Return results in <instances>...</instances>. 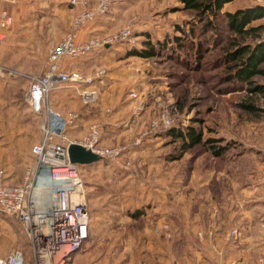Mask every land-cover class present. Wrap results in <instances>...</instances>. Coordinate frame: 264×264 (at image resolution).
Segmentation results:
<instances>
[{
  "label": "rangeland",
  "instance_id": "rangeland-1",
  "mask_svg": "<svg viewBox=\"0 0 264 264\" xmlns=\"http://www.w3.org/2000/svg\"><path fill=\"white\" fill-rule=\"evenodd\" d=\"M115 3L113 9L119 10L113 12L119 11L121 15L111 21L110 32L132 24L136 37L147 33L154 43L167 42V47L161 57L150 61L125 58L123 50L130 47L123 44L86 58L65 60L82 68L80 72L86 76H93L100 66L107 70L105 75L114 89H109L97 105V114L122 119L119 125L124 121L129 125L137 117L130 133L122 135L125 129L117 128L120 143L113 138L106 142L109 138L106 134L103 144L112 147L140 139L138 146L119 158L78 167L90 212L87 240H141L149 245L142 250V264H263L261 227L252 228L246 234L251 237L247 243L236 241L238 246L228 237L236 229V210H249L253 206L264 212V183L259 178L264 168V113L251 115L241 107L243 103H252L264 110V97H251L245 84L224 80L223 50L227 48L228 36L225 23H219L220 35L212 43L211 33L202 32V25L193 13L176 8L177 0H117ZM67 4L62 7L59 21L64 33L73 16ZM239 6L264 7V0H236L227 10ZM254 24H264V19ZM174 37L180 38V46ZM199 42L208 43L209 50L202 54L199 65L202 73L185 67L186 63L193 64L192 48ZM2 68L0 148L9 151V142L15 139L19 145L28 144L32 148L41 138L40 118L27 105L29 84L34 76L18 73L11 78L9 68L4 65ZM10 78L15 80L10 82ZM254 80L264 86L263 78ZM117 90L119 99L115 97ZM130 93H135L138 100L131 99ZM133 101L136 102L133 108L142 104L136 115L128 107ZM162 114H168L175 125L183 128L191 125L193 119L200 120L201 123L194 124L195 128L202 130L203 141L213 142L182 155L179 144L150 131L151 123L158 121ZM142 132L147 135L141 136ZM213 145L226 150L219 158L223 163L221 171H217L216 159L208 151ZM6 156L0 150V157ZM191 159L194 163L188 164ZM150 190L158 203L156 210L147 209L142 217H135ZM249 195L258 200L240 208L242 200ZM220 205L222 214L218 211ZM120 209L128 211L118 215L116 211ZM18 223L16 218L0 215V256L9 252L14 236L12 248L25 255L29 253L25 263L32 264L29 244L22 238ZM125 227L130 234L123 233Z\"/></svg>",
  "mask_w": 264,
  "mask_h": 264
},
{
  "label": "built area",
  "instance_id": "built-area-1",
  "mask_svg": "<svg viewBox=\"0 0 264 264\" xmlns=\"http://www.w3.org/2000/svg\"><path fill=\"white\" fill-rule=\"evenodd\" d=\"M115 1L97 0L92 3L90 0H68L69 6L74 10L70 30L60 42L49 48L45 71L39 76L31 77L27 93L29 107L40 118L41 139L31 149L33 162L24 171L20 185L5 184L4 171L0 169V215L18 220L29 244L33 264H67L89 237L90 212L85 185L79 166L69 161L67 147L78 144L101 159L113 160L140 143L137 138L131 144L106 147L101 142V128L96 123L88 126L82 140H70L66 132L74 124L77 113L62 115L53 109L49 101L51 92L69 88L75 90L82 106L95 105L99 98L98 91L88 86L95 81L101 83L105 70L86 76L76 70H65V60L86 58L98 49L119 43L129 46H136L138 43L131 24L107 35L78 41L82 28L97 17L106 15ZM10 23L11 19L3 9L0 45L3 31ZM3 74L4 70L0 65V76ZM129 97L138 100L135 93H130ZM141 105L140 102L134 106L133 115L141 111ZM172 124L173 118L162 114L158 121L151 123L150 131L163 132ZM146 135L147 132H142L141 136ZM259 178L264 183V168L260 170ZM228 237L235 238L236 232L232 231ZM0 264H25L24 253L14 249L0 258Z\"/></svg>",
  "mask_w": 264,
  "mask_h": 264
},
{
  "label": "crops",
  "instance_id": "crops-1",
  "mask_svg": "<svg viewBox=\"0 0 264 264\" xmlns=\"http://www.w3.org/2000/svg\"><path fill=\"white\" fill-rule=\"evenodd\" d=\"M63 1L65 2H61V0H3L2 2L0 1V21H1V13L3 9L6 10L7 14L11 19V23L9 27L3 31L2 34L3 40L0 45V65L2 67L4 65L9 68V73L11 74L9 77L14 76L18 73L19 74L23 73L26 75V77L31 75L39 76L44 73L46 67L47 53L49 48L60 42L63 36L69 32L71 27L72 20H70L71 22H69L68 28L64 33L61 30L59 24L62 7L64 3H68L66 2L67 0H63ZM90 1L91 2L94 1L92 3H96L97 0H90ZM232 3L225 5L223 12H232L236 10V8L234 10H227V8ZM116 4L117 3H114L113 7L116 6ZM67 6L69 8L68 10L74 13V10L69 6V4H67ZM113 7L111 8L112 12L107 13L104 16L97 17L94 21L83 27L82 31L78 35V41H86L89 38L95 36H103L112 33L110 32L111 21L115 20L116 17H120L121 15L119 11L116 13L113 12L119 10L118 8L115 9L116 7L113 9ZM176 8L182 9L180 4L176 6ZM241 8L243 7L240 6L237 7V9H241ZM71 17H72L71 19H73V16ZM138 38L141 37H137V41ZM113 47H115V45H113L112 48ZM107 48L108 47L98 49L93 53H91L90 55H93L98 51H108ZM63 68L65 70H76L78 72L83 71L82 68H77L75 65L67 63V61L64 62ZM102 69L105 70V74H106L107 70L101 68V66L100 68L98 67L95 71L97 72ZM11 78L9 81L13 82L15 79H11ZM108 82H109L108 76L105 75L101 83L95 81L93 84L88 86V88L95 89L96 91H98V97H99L97 103L91 107L82 106L78 95H76L77 93L73 89L63 88L67 90L58 89L51 92L49 100L50 103L53 105V109H55L56 111L58 110V112L59 111L62 112L64 115H66L69 112H74L77 113L78 115L76 120H74V124L69 126L66 132L70 140H77V141L82 140L87 132L88 126L92 123L98 124L101 128L102 144L104 142L103 138H105L106 134L109 137L108 139H106V142H108L109 140L112 141L111 138L115 139V141L118 142L117 140H119L121 137L120 134L118 133L119 131L117 130V128L119 127L125 129L121 133L122 135L131 132L130 129L136 122L135 120L137 119V117L133 119V121H130L129 125L127 124V121H124L122 124L119 125L118 122H120L122 119H119L117 117L116 118L112 117L110 119L104 118L103 114L99 115L95 111L97 105L101 103L102 100L107 96L109 89H114L111 87V85ZM81 87H86V86H81ZM115 95L114 96L117 98L119 95L118 90L115 93ZM76 99L79 102V105L78 104L76 105ZM135 103L136 102L133 101V104L131 103L128 106L131 109V111L133 108L132 106ZM28 109L30 110L31 113L36 115L29 107V105H28ZM38 129L40 131L39 125H38ZM125 137H128V135H126ZM39 142L40 140L38 141V143ZM31 149L32 148H30L28 144H26L25 146L19 145L17 139L9 142V151L7 148L6 149H4L3 147L2 149L0 148V150L5 151V154L7 155L6 158L0 157V163L4 162L0 166V169L4 171L5 184L20 185L22 183V176L24 171L28 167H30V165L33 162ZM196 164L198 165V163ZM218 173L220 174V172ZM148 195L146 197L147 200L145 199L142 201L143 203L141 205L142 208L139 209L138 211L141 213L140 217L143 216L144 211L146 212L147 209H149V212H151L152 209L156 210L157 208L158 203L155 202L154 199L152 198L151 190L149 191ZM155 196L157 195L155 194ZM219 196L220 194H218L217 197ZM250 196L251 195L246 196V199L242 200L240 204V208L242 205H247L248 203H252L253 205L254 202L252 201L258 200L257 198L254 199ZM217 201L220 202L221 199ZM197 207L198 205L194 206L193 209ZM251 208H249V210H242V209L236 210L238 214L236 218L237 219L236 222L238 225L237 224L235 225L236 229L234 230L237 233L236 234L237 236L235 238L230 239L233 244H235L236 241H238L239 243L241 241L243 243H247L248 241H250L251 237L246 236V234L248 232H252V228L257 229V227H261V229L264 230V214H263L264 212L263 211L259 212L260 210L258 208H254L253 206ZM127 211L128 210L120 209L117 210L116 212L119 215L120 212L121 213L124 212L125 214ZM218 211L221 214L224 212V210L222 212L221 205ZM1 216L3 217V215ZM18 226L22 238H24L26 241L27 239L21 225L19 224ZM123 233L130 234L131 231L125 227L123 229ZM11 239L13 244L10 243L8 253L14 250V248H12V245H14V236L11 237ZM235 246H238V243H236ZM148 247L149 245L147 243L141 242V240H134V239H123L118 241L116 240L88 241L87 240L84 243L82 249L70 257V260L67 262V264H142V250L144 248L147 249ZM23 253L25 257L27 254H29L27 252L26 255L25 252ZM5 256H0V258ZM30 256H31V263L33 264L31 252H30ZM25 262H26V258H25Z\"/></svg>",
  "mask_w": 264,
  "mask_h": 264
},
{
  "label": "trees",
  "instance_id": "trees-1",
  "mask_svg": "<svg viewBox=\"0 0 264 264\" xmlns=\"http://www.w3.org/2000/svg\"><path fill=\"white\" fill-rule=\"evenodd\" d=\"M181 5L182 10L193 13V16L202 25V32H210L212 41L220 35V25L223 22L226 26L227 48L223 50V62L225 63L226 82L242 83L248 88V92L252 96L264 97V86L255 83V78L264 79V24H254L255 22L264 19V7L252 6L241 9H236L232 12H223L224 6L232 3L235 0H177ZM194 30L191 31V33ZM135 35V34H134ZM174 41L180 46V38L174 37ZM123 44V43H119ZM116 44V45H119ZM205 44V45H204ZM128 46L127 44H123ZM125 48L123 50L125 58H138L145 61L157 59L162 56V53L167 47V42H153L151 36L147 33L141 36V40L136 46ZM208 43H197L192 50L194 51V62L192 65L186 63V68L202 73V68L199 67L200 61L203 59L202 54L209 50ZM109 46L107 50H111ZM192 67V69H190ZM169 74H167L168 76ZM183 79V76H182ZM206 81H201L205 84ZM200 83V84H201ZM241 107L251 115H257L258 112L264 113L263 109H257L251 103H243ZM195 123H201L200 120L193 119L191 125L187 127H179L174 123L172 126L163 132L154 133L160 137L168 139L170 142L179 144V150L182 155L188 151L194 150L197 147L204 146L207 143H212V140L203 141L202 130L195 128ZM160 133V134H159ZM209 153L216 159V169L221 171L223 163L220 157L225 153V148L210 146ZM108 162L109 160L101 159L99 162ZM197 161V160H196ZM106 162V163H107ZM194 159L188 160V164H193ZM227 164V163H226ZM224 164V165H226ZM231 164V162H230ZM189 173V172H188ZM140 212H135V217H140Z\"/></svg>",
  "mask_w": 264,
  "mask_h": 264
},
{
  "label": "water",
  "instance_id": "water-1",
  "mask_svg": "<svg viewBox=\"0 0 264 264\" xmlns=\"http://www.w3.org/2000/svg\"><path fill=\"white\" fill-rule=\"evenodd\" d=\"M69 161L73 165H90L101 160V158L91 151L86 150L78 144H70L67 147Z\"/></svg>",
  "mask_w": 264,
  "mask_h": 264
}]
</instances>
